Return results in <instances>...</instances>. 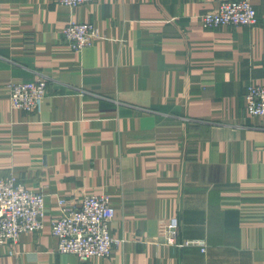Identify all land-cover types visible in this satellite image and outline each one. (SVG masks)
<instances>
[{"label": "crops", "instance_id": "1", "mask_svg": "<svg viewBox=\"0 0 264 264\" xmlns=\"http://www.w3.org/2000/svg\"><path fill=\"white\" fill-rule=\"evenodd\" d=\"M225 1L0 0V179L44 194L47 211L43 231L0 245V264H264V118L245 100L264 86V0L254 26L206 28ZM70 22L101 38L74 51ZM37 73L41 113L14 110L9 86ZM104 194L123 246L60 254L58 198ZM163 222L206 251L158 242Z\"/></svg>", "mask_w": 264, "mask_h": 264}, {"label": "built area", "instance_id": "2", "mask_svg": "<svg viewBox=\"0 0 264 264\" xmlns=\"http://www.w3.org/2000/svg\"><path fill=\"white\" fill-rule=\"evenodd\" d=\"M93 0H58L69 7L81 6ZM206 28L224 26H254L258 13L251 0L222 2L216 11L202 15ZM65 42L76 52L95 45L101 38L98 28L92 23L70 22L63 30ZM48 77L37 73L34 81L12 83L9 86L11 105L14 110L25 113H41L48 95ZM246 108L253 117L264 118V86L249 85L245 93ZM62 215L52 220L51 231L58 239V252L74 255L81 262L93 257L107 258L116 248L123 246L124 238L114 237L110 226L115 210L107 195H89L80 200L58 198ZM45 195L29 191L14 176L0 179V245L17 246L20 236L28 232H40L46 226ZM158 242L175 248L191 245L206 251V243L178 241L177 228L163 222ZM12 254L15 251L10 250Z\"/></svg>", "mask_w": 264, "mask_h": 264}]
</instances>
